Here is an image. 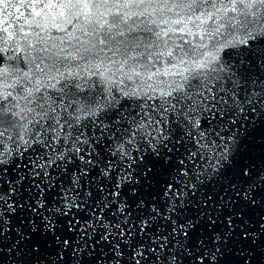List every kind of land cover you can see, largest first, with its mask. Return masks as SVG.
Wrapping results in <instances>:
<instances>
[{
  "label": "snow or ice",
  "instance_id": "snow-or-ice-1",
  "mask_svg": "<svg viewBox=\"0 0 264 264\" xmlns=\"http://www.w3.org/2000/svg\"><path fill=\"white\" fill-rule=\"evenodd\" d=\"M262 242L264 0H0V264Z\"/></svg>",
  "mask_w": 264,
  "mask_h": 264
},
{
  "label": "water",
  "instance_id": "water-1",
  "mask_svg": "<svg viewBox=\"0 0 264 264\" xmlns=\"http://www.w3.org/2000/svg\"><path fill=\"white\" fill-rule=\"evenodd\" d=\"M253 212L256 214L255 216H252L253 221H255L259 215L260 210L259 209H253ZM264 243V242H262ZM245 247H250V245L246 242ZM252 251L255 253L253 264H264V248L257 246L256 248H253ZM228 261H233L235 259L234 256H228L226 257Z\"/></svg>",
  "mask_w": 264,
  "mask_h": 264
}]
</instances>
